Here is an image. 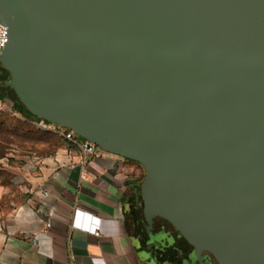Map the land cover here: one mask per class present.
Returning <instances> with one entry per match:
<instances>
[{
    "label": "water",
    "instance_id": "95a60500",
    "mask_svg": "<svg viewBox=\"0 0 264 264\" xmlns=\"http://www.w3.org/2000/svg\"><path fill=\"white\" fill-rule=\"evenodd\" d=\"M35 116L139 163L202 261L264 264V0H0Z\"/></svg>",
    "mask_w": 264,
    "mask_h": 264
},
{
    "label": "crops",
    "instance_id": "0c3cea01",
    "mask_svg": "<svg viewBox=\"0 0 264 264\" xmlns=\"http://www.w3.org/2000/svg\"><path fill=\"white\" fill-rule=\"evenodd\" d=\"M12 153L0 180V264H150L137 162L102 149L83 156L66 141Z\"/></svg>",
    "mask_w": 264,
    "mask_h": 264
},
{
    "label": "rangeland",
    "instance_id": "374dc122",
    "mask_svg": "<svg viewBox=\"0 0 264 264\" xmlns=\"http://www.w3.org/2000/svg\"><path fill=\"white\" fill-rule=\"evenodd\" d=\"M11 110L12 102L0 113V180L7 178L3 171V162L12 151L17 155L26 146L32 149L40 146L42 152H55L65 141L62 137V127L52 123L44 126L36 120H23L20 114H11ZM11 158L13 165L18 163L15 158ZM143 176L144 170L141 168V179Z\"/></svg>",
    "mask_w": 264,
    "mask_h": 264
},
{
    "label": "flooded vegetation",
    "instance_id": "af4514ba",
    "mask_svg": "<svg viewBox=\"0 0 264 264\" xmlns=\"http://www.w3.org/2000/svg\"><path fill=\"white\" fill-rule=\"evenodd\" d=\"M151 232L154 239L148 234L143 247L150 264H219L214 254L207 250L201 253L203 260H197L195 246L166 217L157 215Z\"/></svg>",
    "mask_w": 264,
    "mask_h": 264
},
{
    "label": "built area",
    "instance_id": "2783aa9c",
    "mask_svg": "<svg viewBox=\"0 0 264 264\" xmlns=\"http://www.w3.org/2000/svg\"><path fill=\"white\" fill-rule=\"evenodd\" d=\"M7 42H8V29L3 23L0 22V53L5 48ZM4 107H6V102L0 100V110H4ZM41 123L44 126H46L45 123L43 122ZM62 137L71 146L77 148L83 156L95 155L97 151L100 149L94 143H91L88 140L78 137L74 132L66 128H63ZM95 234L99 235V232H95Z\"/></svg>",
    "mask_w": 264,
    "mask_h": 264
},
{
    "label": "trees",
    "instance_id": "16d2710c",
    "mask_svg": "<svg viewBox=\"0 0 264 264\" xmlns=\"http://www.w3.org/2000/svg\"><path fill=\"white\" fill-rule=\"evenodd\" d=\"M9 78H10L9 72L6 71L2 66H0V81L6 80ZM0 100L5 101L6 103H10V104L12 102V111L10 113L13 115L18 116V114H20L23 118H26L28 120H36V121L43 122L45 124H51V122L44 120L42 118H39V117L35 116L34 114H32L26 108V106L19 100V98L16 95L15 90L9 86L3 85L2 83H0ZM1 112H3V111L0 110V113ZM141 168L144 170V168L142 166H141ZM144 176H145V170H144ZM144 176H143V179H144ZM143 179L140 183V197H141V184L143 182ZM141 200H142V198H141Z\"/></svg>",
    "mask_w": 264,
    "mask_h": 264
}]
</instances>
